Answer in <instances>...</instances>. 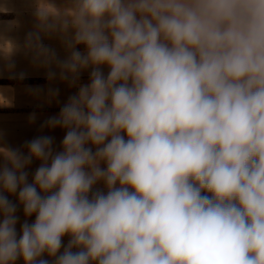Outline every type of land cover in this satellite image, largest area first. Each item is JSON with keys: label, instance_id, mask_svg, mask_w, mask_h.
Segmentation results:
<instances>
[{"label": "clouds", "instance_id": "9594fccd", "mask_svg": "<svg viewBox=\"0 0 264 264\" xmlns=\"http://www.w3.org/2000/svg\"><path fill=\"white\" fill-rule=\"evenodd\" d=\"M73 15L87 54L62 67H95L45 122L68 129L62 152L51 136L4 152L0 188L36 218L17 239L0 194V264L55 256L66 234L55 264H264V0H80Z\"/></svg>", "mask_w": 264, "mask_h": 264}, {"label": "crops", "instance_id": "0c3cea01", "mask_svg": "<svg viewBox=\"0 0 264 264\" xmlns=\"http://www.w3.org/2000/svg\"><path fill=\"white\" fill-rule=\"evenodd\" d=\"M79 4L80 0H0V170L5 166L11 167L5 151L17 150L27 156L26 142L39 136L53 138V154L63 151L62 141L68 129L49 127L45 122L50 117H58L69 98L77 95L81 86L90 84V74L95 67L89 65L81 69L75 78L62 67L73 50L87 54V46L75 42L77 28L73 14L78 11ZM41 10L47 11V16H41ZM65 23L68 25L66 29ZM99 69L107 78L110 68L100 65ZM121 134L127 139L125 133ZM86 147L92 148L94 153L97 146L89 143ZM42 163L33 158L24 168L28 173V183L34 182L35 172ZM48 163L50 165L51 160ZM100 167L106 169V162L101 161ZM85 171L90 169L86 166ZM119 186L117 183L116 187ZM107 191L105 182L99 180L88 195L89 198L97 192L106 195ZM18 193L19 188L14 194L0 188V194L7 196L17 207V239L22 234L21 226L25 222L34 223L36 218L35 213L25 215ZM2 220L3 214L0 213V222ZM70 239L66 234L56 255L44 252L36 264L40 259L55 264ZM79 250L72 249L73 252ZM12 264H25V261L21 256Z\"/></svg>", "mask_w": 264, "mask_h": 264}, {"label": "rangeland", "instance_id": "374dc122", "mask_svg": "<svg viewBox=\"0 0 264 264\" xmlns=\"http://www.w3.org/2000/svg\"><path fill=\"white\" fill-rule=\"evenodd\" d=\"M202 195H209V196H211V193H208V192H202Z\"/></svg>", "mask_w": 264, "mask_h": 264}]
</instances>
